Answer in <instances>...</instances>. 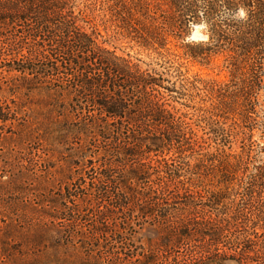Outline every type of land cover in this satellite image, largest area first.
<instances>
[{
  "label": "trees",
  "instance_id": "16d2710c",
  "mask_svg": "<svg viewBox=\"0 0 264 264\" xmlns=\"http://www.w3.org/2000/svg\"><path fill=\"white\" fill-rule=\"evenodd\" d=\"M148 1L138 8L154 24L138 21L140 43L165 48L171 35L187 57L226 52L234 89L215 94L214 107L238 108L250 130L255 120L260 141L245 137L240 153L203 151L170 103L186 81L165 84L105 46L80 24L76 0H0V73L14 70L9 86L44 89L54 106L67 100L61 120L92 140L89 169L57 191L33 188L32 213L3 221L0 264H104L102 238L119 231L122 209L126 225L157 234L138 264H264V109L252 117L264 91V0H157L154 16ZM241 5L247 19H233ZM189 22H203L207 40H185ZM205 174L215 188L201 184Z\"/></svg>",
  "mask_w": 264,
  "mask_h": 264
},
{
  "label": "rangeland",
  "instance_id": "374dc122",
  "mask_svg": "<svg viewBox=\"0 0 264 264\" xmlns=\"http://www.w3.org/2000/svg\"><path fill=\"white\" fill-rule=\"evenodd\" d=\"M138 1L76 0L82 16L80 24L88 31H94L97 38L118 55L137 61L142 68L161 73L168 80L163 81L165 84L173 83L178 89L180 83L186 81L182 89L184 94L170 103L177 113L185 115V120L205 147L203 151L240 153L247 136L253 143H258L260 130L257 122L254 124L255 120H251L254 126L250 130L238 108L220 112L214 107L217 102L215 94L234 89L230 85L232 77L227 53H210L205 58L196 59L187 57L182 53V39L171 35L166 37L165 48L152 49L142 45L138 38V21L154 22L138 8ZM148 2L147 13L156 15L153 11L158 1ZM195 29L203 35L193 37ZM207 38V27L203 22H189L185 40L205 41ZM15 73L12 69L0 73V111L5 115L3 120L0 118V234L3 221L32 213L25 205L38 201L36 197L41 192L33 188L57 191L64 180L69 181L66 177L72 181L82 169H89L92 158L89 135L75 130V124L61 120L60 109L67 100L57 102V108L47 101L44 89L9 86ZM211 85L212 92L209 90ZM258 102L252 113L256 121L261 119L264 109L263 89L258 93ZM163 155L168 157L169 154ZM215 179V176L205 174L201 184L213 189ZM117 213L115 223L121 232L112 231L102 238L108 257L104 264H138V251L157 240V234L146 224L139 226L132 222L126 225V209ZM229 233L226 231L227 235ZM115 252H121L117 254L120 258ZM161 264L169 262L166 260Z\"/></svg>",
  "mask_w": 264,
  "mask_h": 264
},
{
  "label": "clouds",
  "instance_id": "9594fccd",
  "mask_svg": "<svg viewBox=\"0 0 264 264\" xmlns=\"http://www.w3.org/2000/svg\"><path fill=\"white\" fill-rule=\"evenodd\" d=\"M247 15H248V12L246 8L243 5H241L240 7L236 9L235 13L233 14V19L246 20Z\"/></svg>",
  "mask_w": 264,
  "mask_h": 264
},
{
  "label": "water",
  "instance_id": "95a60500",
  "mask_svg": "<svg viewBox=\"0 0 264 264\" xmlns=\"http://www.w3.org/2000/svg\"><path fill=\"white\" fill-rule=\"evenodd\" d=\"M202 35H203V33L200 30H198V29H195L193 31V33H192L193 37H199V36H202Z\"/></svg>",
  "mask_w": 264,
  "mask_h": 264
}]
</instances>
